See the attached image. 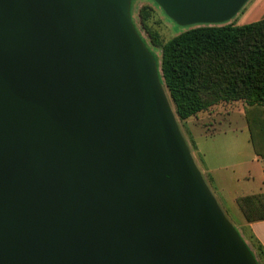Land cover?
Segmentation results:
<instances>
[{"label":"water","instance_id":"95a60500","mask_svg":"<svg viewBox=\"0 0 264 264\" xmlns=\"http://www.w3.org/2000/svg\"><path fill=\"white\" fill-rule=\"evenodd\" d=\"M132 0H0V264H258L181 131ZM180 25L248 0H154Z\"/></svg>","mask_w":264,"mask_h":264},{"label":"trees","instance_id":"16d2710c","mask_svg":"<svg viewBox=\"0 0 264 264\" xmlns=\"http://www.w3.org/2000/svg\"><path fill=\"white\" fill-rule=\"evenodd\" d=\"M152 14L151 6H141L140 22L161 50L160 62L153 55L177 119L186 121L220 102L243 101L253 150L264 162V18L242 25L232 19L195 24L164 41L149 24ZM237 204L248 222L264 220V192L239 197ZM251 251L260 264L264 252Z\"/></svg>","mask_w":264,"mask_h":264},{"label":"crops","instance_id":"0c3cea01","mask_svg":"<svg viewBox=\"0 0 264 264\" xmlns=\"http://www.w3.org/2000/svg\"><path fill=\"white\" fill-rule=\"evenodd\" d=\"M238 17L243 20L240 24L237 23ZM262 18L264 0H249L231 21L242 25ZM207 111L186 120L188 142L193 156L212 192L243 240L253 251L261 249L264 252V220L248 222L237 204L239 197L264 192L263 159L255 154L252 144L248 148L246 145H239L238 140L230 141L228 138L224 139V144L218 143L217 134L222 132L224 138L235 132L237 139V132L222 131L218 128L222 122L232 119L229 114L223 117L221 114ZM260 264H264V255Z\"/></svg>","mask_w":264,"mask_h":264},{"label":"rangeland","instance_id":"374dc122","mask_svg":"<svg viewBox=\"0 0 264 264\" xmlns=\"http://www.w3.org/2000/svg\"><path fill=\"white\" fill-rule=\"evenodd\" d=\"M249 1V0H248ZM142 5H148L153 8V14L149 20V24L152 28L156 29L161 38L164 41H167L174 35L188 29L192 25H180L176 21H174L172 18H170L166 12L163 10V8L156 4L154 0H132L131 1V17H132V22L139 33L140 37L142 38L143 42L145 45L149 48V50L153 53L156 54V56L159 59V62L161 60V50L157 47H155L144 30L143 26L141 25L140 22V17H139V10ZM236 16V15H235ZM234 18V17H233ZM232 18V19H233ZM242 17H238L237 23H242ZM158 63V62H157ZM216 105V106H215ZM211 106L207 112L212 111L217 114H221L223 117L231 116L232 119H229V121H224L221 124H219L218 128L225 130V131H236L237 132V139L234 136L236 134L235 132H231L228 136L223 138V133H219L216 135V140L218 143L221 145L224 144V139L228 138L230 141H236L238 140L239 145L241 146H248V148L251 147V137H250V132L247 126L246 118H245V104L243 101H234V102H229L228 104L225 102H220L218 104H215ZM178 120V119H177ZM179 126L181 128L182 133L184 134L187 142H188V126L186 121H180L178 120ZM221 131V130H220ZM188 145L191 149L192 148L188 142ZM206 145V144H204ZM193 154V152H192ZM194 157V156H193ZM208 183V182H207ZM226 213V212H225ZM253 253V252H252ZM255 253H258L255 252Z\"/></svg>","mask_w":264,"mask_h":264}]
</instances>
